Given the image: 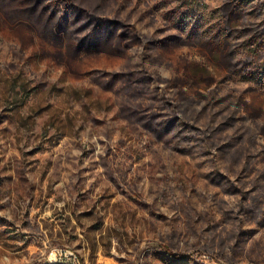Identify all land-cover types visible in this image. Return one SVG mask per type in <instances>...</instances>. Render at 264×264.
I'll return each instance as SVG.
<instances>
[{
  "label": "rangeland",
  "instance_id": "1",
  "mask_svg": "<svg viewBox=\"0 0 264 264\" xmlns=\"http://www.w3.org/2000/svg\"><path fill=\"white\" fill-rule=\"evenodd\" d=\"M0 264H264V0H0Z\"/></svg>",
  "mask_w": 264,
  "mask_h": 264
}]
</instances>
